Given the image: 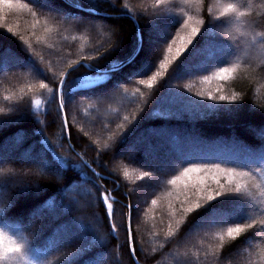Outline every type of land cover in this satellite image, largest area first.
<instances>
[{"label": "trees", "instance_id": "1", "mask_svg": "<svg viewBox=\"0 0 264 264\" xmlns=\"http://www.w3.org/2000/svg\"><path fill=\"white\" fill-rule=\"evenodd\" d=\"M44 1L0 0L1 230L20 235L41 264H264V38L227 33V0ZM246 2L249 26L264 31V0ZM161 21L169 33L145 68L131 69L149 24ZM193 27L200 32L177 55ZM165 129L175 138L164 155L161 137L119 155L146 130ZM35 167L54 178L36 181ZM217 214L226 216L188 236Z\"/></svg>", "mask_w": 264, "mask_h": 264}, {"label": "rangeland", "instance_id": "2", "mask_svg": "<svg viewBox=\"0 0 264 264\" xmlns=\"http://www.w3.org/2000/svg\"><path fill=\"white\" fill-rule=\"evenodd\" d=\"M42 3H43V5L45 4L46 5V3L47 2H45L44 0H42ZM101 21H102V25H103V27L105 28V30H107L108 29V25L106 24V22H105V18H104V16H102V15H100L99 17H98ZM98 24H99V22H98ZM97 24V25H98ZM230 26V28H228V26H222V27H224V28H226L227 30V33L229 34L230 33V31L229 30H231V24L229 25ZM149 29L147 30V45H145V47H144V54H143V56H141V58L137 61V62H135L130 68L132 69V68H136V69H143V68H145L148 64H149V53H152V49L154 48H157L158 47V45H159V43L161 42V40L164 38V36H166L168 33H169V27H168V24H166L165 22H163V21H161V23H154V22H152L151 24H149ZM108 39H110V36H108ZM130 60H132V59H130ZM15 63V62H14ZM17 63H19V62H16V64ZM203 63H201V62H197V64H194V65H196V66H201ZM77 66V64L76 65H73L72 67H70V68H68L66 71H70L71 69H73L74 67H76ZM25 67L26 68H31V70H33L34 68L32 67V64L31 63H25ZM186 68V67H185ZM185 68H182L181 69V72H183L184 70H185ZM65 71V72H66ZM63 78V77H62ZM149 131V132H148ZM146 133V134H145ZM145 133H143V134H141V135H139L138 137H136L134 140H133V142H129V144H128V146L126 145L125 146V148L124 149H122V151L119 153V155L120 154H123V153H127V152H129V151H131V149H132V147L133 146H135V144L136 143H139V144H141V143H144V144H147V145H149V143H150V141L153 139V137L155 138V137H161L160 139H163V141H164V144H157V143H155V145H157V149H155V151L157 150L158 151V154H163L164 155V151L163 150H165L166 148H173L174 146V143H173V138H175V133L173 132V131H171V129H165L164 130V135L165 136H161V135H158L157 133H154V132H152V131H150V130H146V132ZM191 135H193V134H191ZM191 135H187V136H185V137H187V139H188V137H190ZM173 136V137H172ZM158 139V138H157ZM18 143V140L16 139V138H14L13 140H11V141H9V143H7V144H5L4 145V147H3V151L4 152H6L7 153V151H10L11 149H14V147H15V144H17ZM184 143V142H183ZM166 147V148H165ZM189 150H193V148H188ZM153 152V154H154V158H153V160H157L156 159V152ZM30 152V153H29ZM35 152V150L33 149L32 151L30 150V151H28L27 152V154L25 153V154H23V157L24 158H27L28 157V155L29 154H31V153H34ZM152 154V153H151ZM157 154V155H158ZM165 154H167V153H165ZM40 156H41V159H42V153H40L39 154ZM29 156H31V155H29ZM159 157V156H158ZM181 157L182 156H180L179 154H178V156L176 157V159L177 160H180L181 159ZM45 167H47L48 166V163H47V161H46V159L43 157V160H42V162H41ZM48 168V167H47ZM109 168V166L108 165H103V167H101V169L103 170V171H107V169ZM167 168H162V170H166ZM149 190V189H148ZM139 192L140 194L139 195H137V194H135L136 195V200H135V204H134V206H135V212L137 213L138 211H139V209L141 208V205L143 204V203H145V200H146V193H147V189H136L135 190V192ZM256 204L255 203H253L252 205H251V207L248 209V210H246V212L248 211V212H252V211H254V210H256ZM252 210V211H251ZM242 212V211H241ZM225 216L226 215H219V214H217V215H214V216H212V217H210V218H207L206 220H204V221H202L201 223H199V224H197V226L195 227V229H193V231H191L190 233H189V235L188 236H191V235H193V234H196L197 232H199V231H201V230H203V229H205V228H207V227H209V226H211V225H213L214 223H216V222H219V221H221V220H223L224 218H225ZM98 217H99V215H98ZM0 230H1V228H0ZM5 232V234L6 235H8V236H10V237H14L16 240H17V242L18 243H23V245H24V250H25V244H24V242H23V240H22V237L20 236V235H18V234H15L14 232L12 233L11 231H4ZM25 253L27 254V256L29 257V259H30V261H31V264H41V261H40V258H39V256H36V254H33L32 252H29L28 250H25ZM12 256H5L4 258H3V260H5V259H8V258H11ZM1 261V260H0Z\"/></svg>", "mask_w": 264, "mask_h": 264}, {"label": "clouds", "instance_id": "3", "mask_svg": "<svg viewBox=\"0 0 264 264\" xmlns=\"http://www.w3.org/2000/svg\"><path fill=\"white\" fill-rule=\"evenodd\" d=\"M157 4L163 3L164 0H156ZM252 5L247 3L246 0H227L221 6L220 14L222 16L231 15L234 17V22L231 26V31L241 38H248L252 41H256L259 38H264V31L255 30L254 26H249V22L245 19L251 13ZM184 22H187L185 20ZM41 87H47L41 85ZM39 102V100H37ZM0 114H5L4 109H0ZM35 180H51L54 177L46 173L41 167H35ZM241 228L236 226L235 228H229L227 230L228 235L240 233ZM12 256L18 261V264H31V261L24 250L23 243H18L14 237H10L5 234L3 230H0V260H3L5 256Z\"/></svg>", "mask_w": 264, "mask_h": 264}, {"label": "snow or ice", "instance_id": "4", "mask_svg": "<svg viewBox=\"0 0 264 264\" xmlns=\"http://www.w3.org/2000/svg\"><path fill=\"white\" fill-rule=\"evenodd\" d=\"M188 20H191V17H188ZM185 25L187 26V22H185ZM199 32H200V29H199V28H197V27H193V28H192V30H191V35H190V36L188 37V39L184 42V45H183L181 48H177V49H176V53H177V55H179V54L184 50V47H186L187 44H190V43L192 42L191 37L197 35ZM173 43H175V41H173ZM168 51H169V52L172 51L171 47H169ZM162 67H163V65H162ZM228 71H229V70L226 69V68H225V69H221V73H227ZM153 80H155V76L153 77ZM61 83H63V81H62ZM141 83L143 84V83H149V82H148V81H143V80H142ZM220 99H221V100H224V99H227V97L221 96ZM39 103H40V101H39V102L36 101V104H37V105H39ZM63 107H64V103H63V100H61V103H60V105L58 106V108H63ZM215 167H216V169H217L219 172H223L225 175H228V176H230V175H232V174H235V171H236L235 169H221L219 165H216ZM194 171H197V172H198V171H200V168H199V167H195V168H188V169H185V171H184V176H188L189 174H191V173L194 172ZM124 175L127 176L128 173L125 172ZM57 179H59V177H57ZM177 179H179V177H178ZM172 183L175 184L176 181L173 180ZM236 191H239V190L236 189ZM224 194H226V193L223 192V191H220V192H217L215 195H207V196L205 197V199H206V201H212V200L216 199L218 196H222V195H224ZM105 199H107V197H105ZM112 207H113L112 204H108V205H107L108 210H111ZM194 207H195L196 209H199V208L202 207V205H201L200 203H196V204L194 205ZM192 210H193L192 208H189L187 211H192ZM237 226H239V227L241 228V225L237 224ZM234 228H235V227H234Z\"/></svg>", "mask_w": 264, "mask_h": 264}, {"label": "water", "instance_id": "5", "mask_svg": "<svg viewBox=\"0 0 264 264\" xmlns=\"http://www.w3.org/2000/svg\"><path fill=\"white\" fill-rule=\"evenodd\" d=\"M68 73V71H66L65 73H64V75H63V78H62V81H64V79H65V77H66V74ZM61 81V82H62ZM62 85H63V83H60V90H61V88H62ZM62 110H63V108H62ZM63 114H64V111H63ZM65 115V114H64ZM130 220V219H129ZM129 229H130V224H129Z\"/></svg>", "mask_w": 264, "mask_h": 264}, {"label": "bare ground", "instance_id": "6", "mask_svg": "<svg viewBox=\"0 0 264 264\" xmlns=\"http://www.w3.org/2000/svg\"><path fill=\"white\" fill-rule=\"evenodd\" d=\"M137 56H138V55H136V57H135L133 60H135V59L137 58Z\"/></svg>", "mask_w": 264, "mask_h": 264}]
</instances>
